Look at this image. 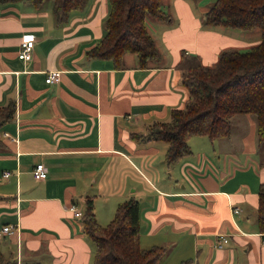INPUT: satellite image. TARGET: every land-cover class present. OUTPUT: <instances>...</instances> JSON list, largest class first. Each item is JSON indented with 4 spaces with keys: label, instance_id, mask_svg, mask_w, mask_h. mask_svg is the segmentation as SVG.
<instances>
[{
    "label": "crops",
    "instance_id": "0c3cea01",
    "mask_svg": "<svg viewBox=\"0 0 264 264\" xmlns=\"http://www.w3.org/2000/svg\"><path fill=\"white\" fill-rule=\"evenodd\" d=\"M213 1L161 0L172 21L147 20L161 60L140 68L128 53L120 69L85 56L105 34L109 0H87L61 25L42 6L0 4V107L15 104L14 117L0 129V232L17 228L0 233V258L93 264L94 248L68 206L83 212L91 200L104 224L132 197L140 247L166 249L159 264H264L256 226L264 142H257L254 116L235 115L227 138L190 137L191 153L171 165L166 142L132 138L184 107L188 93L175 67L182 53L212 65L225 49L259 43L258 31L205 27L202 17ZM26 33L34 35V47L22 61L17 52ZM49 70L61 72L59 82L45 83ZM37 163L46 169L44 180L32 176Z\"/></svg>",
    "mask_w": 264,
    "mask_h": 264
},
{
    "label": "trees",
    "instance_id": "16d2710c",
    "mask_svg": "<svg viewBox=\"0 0 264 264\" xmlns=\"http://www.w3.org/2000/svg\"><path fill=\"white\" fill-rule=\"evenodd\" d=\"M18 1L39 8L45 0H0V4ZM86 2L51 0L56 23H66L70 13L82 9ZM147 20L170 23L172 16L161 9V0H109L105 34L85 56L111 60L117 69L122 68L124 55L128 53L137 57L140 68L160 61L161 54ZM202 23L205 27L244 31L257 28L260 41L248 50L225 49L212 65L202 64L196 55L181 54L175 67L188 93L184 107L172 109L169 121L148 125L145 134H132L133 139L141 142H166L167 165L191 153L188 140L192 136L227 138L232 118L239 114L255 117L258 143L264 142V0H214ZM14 113L13 101L0 107V129ZM80 222L83 234L94 248L93 264H159L166 254L162 246L140 247L139 205L132 197L117 204L113 219L106 225L96 221L93 203L86 200ZM256 226L264 234V183L258 188ZM0 264L13 262L0 258ZM178 264H190V260Z\"/></svg>",
    "mask_w": 264,
    "mask_h": 264
},
{
    "label": "built area",
    "instance_id": "2783aa9c",
    "mask_svg": "<svg viewBox=\"0 0 264 264\" xmlns=\"http://www.w3.org/2000/svg\"><path fill=\"white\" fill-rule=\"evenodd\" d=\"M34 47V35L31 33L23 34L19 41V47L17 52V58L22 61H28L32 57V51ZM61 72L58 70H49L45 76L46 84L57 83L60 80ZM32 176L36 181L44 180L47 176L46 169L42 163H37L32 171ZM3 177L7 178L10 175L9 171L3 172ZM68 210L74 218H80L82 216V212L77 209L75 204H71L68 206ZM233 213H237L239 211L238 208L232 209ZM16 226L7 225L4 226L1 230V234H12L16 231ZM262 245H264V234H262Z\"/></svg>",
    "mask_w": 264,
    "mask_h": 264
},
{
    "label": "rangeland",
    "instance_id": "374dc122",
    "mask_svg": "<svg viewBox=\"0 0 264 264\" xmlns=\"http://www.w3.org/2000/svg\"><path fill=\"white\" fill-rule=\"evenodd\" d=\"M47 10L48 11V15L50 16H52L53 17V12H52V8H51V0H45L44 1V3L42 4V7L40 8V10ZM256 32V31H258L259 32V30L256 28V29H253L252 31L250 30V31H242V32ZM197 138H200V137H197ZM258 142V141H257ZM259 145L261 144V143H258ZM260 148L262 149V150H264V143H262L261 145H260ZM260 149V150H261ZM262 153V152H261ZM263 155H264V152L262 153ZM76 220H78V219H76ZM109 222V221H108ZM107 223V222H106ZM106 223H104V224H100V225H106ZM108 224V223H107ZM93 263V262H92Z\"/></svg>",
    "mask_w": 264,
    "mask_h": 264
}]
</instances>
